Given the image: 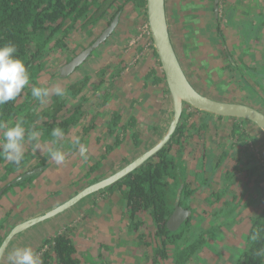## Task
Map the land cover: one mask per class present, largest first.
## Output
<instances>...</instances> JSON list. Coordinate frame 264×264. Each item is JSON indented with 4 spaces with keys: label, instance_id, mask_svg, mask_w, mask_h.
Returning <instances> with one entry per match:
<instances>
[{
    "label": "crops",
    "instance_id": "0c3cea01",
    "mask_svg": "<svg viewBox=\"0 0 264 264\" xmlns=\"http://www.w3.org/2000/svg\"><path fill=\"white\" fill-rule=\"evenodd\" d=\"M230 1H235L238 4V11L233 22L230 21L231 26H226L222 23L219 24L216 18L215 0H164L169 36L179 62L194 88L206 96L211 95H207L200 89L204 86V82H196L198 76L192 75L193 69L192 67L188 68V66L193 65L192 63L197 64L198 67L203 65L204 67L200 68L199 72L205 75V82L208 83L204 87L209 86L208 88L213 89L214 86H217L218 72L216 66H222L220 65L221 50H224L226 60L231 57L224 44L220 41L216 42L217 37L223 36L229 50L232 52L234 50L233 55L236 54L239 58L241 57L240 52H244L243 55L247 58L251 56L250 60L253 56L255 57L256 52L258 58H262L264 55V49L261 48V42L258 41L257 37L248 41L244 37L241 39L245 28L244 20L251 12L250 7L261 8L260 5L264 6V2L261 0ZM252 1L257 3L252 6ZM118 6H121V10L114 16H117V22L113 28L116 29L118 36L116 35V39L105 44L104 51L106 50L108 53V58L98 63L104 69L102 82L98 83V79H93L81 93L83 99L85 98L82 100L83 102H80V97L70 100L59 113L61 116L68 115L79 104L83 112L78 123L70 128L68 134L62 138L63 140L59 141L60 143L63 141L60 149L65 153V163L56 165L47 155V149L53 146L52 141L43 142L39 135L41 148L35 149L33 143L27 142L26 139L24 154L26 159L22 162V166L14 172L34 168L43 158L46 159V166L33 182L26 184L23 188L15 187L13 189L17 199H14L12 194L10 196L7 194L9 199L2 196L0 219L7 220V214L24 203L21 190L30 193L26 201H40V205L34 210L37 214L42 213L57 206L56 204L62 203L63 196L67 194L64 192L61 195L57 192L51 200H48L50 198L47 197V190L55 192L59 189L49 188V179L59 180V183H72V186L79 187V183H84L83 181L91 182L102 174L106 175L131 162L151 148L167 131L173 117L172 100L156 52L154 53V48H151L150 38L144 35L140 28L146 22L144 8L134 6L132 0H117L109 12L103 16V19H100L92 28L87 26L76 28L77 31H75L78 32L79 39L75 40L74 35H71L66 49L54 50L49 54L48 61L40 72L36 85L38 87H52L58 83L63 85L65 83L63 81H51L52 73L68 58L70 59L96 40L98 35L109 26L112 20H110L111 15L114 14ZM262 31L264 33V29ZM259 33L260 31L257 30L256 36ZM143 37H147V40ZM186 38H190L192 45H194L193 48H189L188 42L185 41ZM214 44L217 48L213 47ZM240 44L243 46L241 47ZM248 44L249 50L245 46ZM186 47H188L187 51ZM181 49H184L183 58L179 53ZM138 54L140 55L138 56ZM93 68L94 70L98 69L96 66ZM249 68L252 71L254 68H259L262 75L255 76V80L258 77V84L264 86V61L249 65ZM96 87L98 90L95 89ZM211 97L218 98L215 95ZM185 109L184 107L183 110ZM189 111H191V116L187 126L192 121L203 124L204 121L213 123L222 120L228 121L233 127L234 122H236L234 118L215 116L193 108ZM113 112L119 114V125L131 121L133 124H130L131 126L125 130L124 139L119 147L107 153V146H112L115 142L114 137L107 131V125ZM195 113L204 115V118L197 120L192 118ZM243 125L247 126L248 124L243 123ZM216 127L211 125L208 131H199V134L190 127L189 130L185 131V134L189 135L185 147L179 150V147L175 146L178 148H172L171 153L179 155L186 161V178L189 182V188L193 190L189 205L193 215L195 214L197 218H200L201 215L205 217L206 224H202L203 227L212 223L215 218L213 216L218 211L229 210L230 208L234 209L232 214L245 221L242 229H248L246 216L258 214L263 209V205L257 202L260 189L256 186L254 178L248 177L246 173L250 167L258 165L259 162H250L249 165H246V160L251 157V153L247 150L243 152L238 147L232 150L233 142L229 144L221 141L222 137H230L232 128H230L229 133L228 131L220 132V130L215 129ZM207 128L208 124L206 123L205 129ZM38 133L40 134V132ZM76 138H79L80 142L88 148L87 159L76 154L78 152L76 146V150L72 151L74 146L72 141ZM235 142L237 141L235 140ZM28 151L30 153H27ZM205 151L207 152L206 156L203 155ZM126 158L127 161L121 164ZM191 160L194 161L192 164H190ZM82 169L85 171L83 172ZM87 170L89 173L84 175ZM14 172L5 176L6 169L0 165V188L14 177ZM229 173L232 174L230 179L227 178ZM242 174L245 175L244 180L246 181L243 182L246 186H237ZM248 179L249 181H247ZM99 193L93 194L84 202L61 212L62 214L59 216L38 223L14 236L5 250L1 264H8V253L14 247L30 246L35 250L40 242L50 235L45 231L54 229V235L56 231L57 233L62 231L63 234L70 236L77 245V257H86L90 264H124L126 257H128L126 261L130 259L136 264H154L151 246L143 242H148L150 238L146 235V239H141L139 237L140 232L132 231L127 225L129 221L128 212L125 211V200L119 189L113 187L110 190H103L101 194ZM196 200H199V204H195ZM241 200L245 201L241 204ZM247 200L253 201V207ZM104 205H106L105 212ZM246 207H251L252 210L246 212L244 211ZM17 216H22V213ZM27 216H23V218ZM200 219L202 220L203 217ZM9 220L12 219L9 218ZM145 220L151 224V228L148 232L146 231V234L154 232V226L148 215ZM196 223L193 220V224ZM221 223L219 228H222L227 222L223 219ZM237 223L240 224V221ZM66 227H72L73 230L68 232ZM119 232L121 235L124 234L125 241L122 242V245L116 243L113 246V237ZM241 235L243 236L242 233ZM218 236V238L221 237V235ZM233 238V233L229 232L228 239L231 240V244L235 243ZM243 241L241 239V243H239L241 248ZM219 244L223 246L226 243L223 244L220 239ZM114 247L119 248L115 250ZM104 248L106 249L103 251ZM112 248L116 251L115 256H113ZM135 249L143 255L144 260H141L140 263L136 262V257L133 256ZM216 254L217 260H219L220 253L216 252ZM167 263L173 264L170 260ZM167 263L164 261L161 264Z\"/></svg>",
    "mask_w": 264,
    "mask_h": 264
},
{
    "label": "trees",
    "instance_id": "16d2710c",
    "mask_svg": "<svg viewBox=\"0 0 264 264\" xmlns=\"http://www.w3.org/2000/svg\"><path fill=\"white\" fill-rule=\"evenodd\" d=\"M116 1L0 0V45L14 44L17 48L15 55L24 61L30 74L29 84L22 90V93L15 100L0 105V122L9 126L22 122L26 129V139L27 133L34 130L40 132L41 141L51 142L53 140L51 131L55 127H60L63 130V138L68 134L70 128L78 123L83 112L80 104L74 107L73 112L68 115L61 116L60 111L70 100L80 97V102H83L82 100L85 98L83 99V95H81L82 91L95 78L98 79V83H101L104 73L103 67L101 68L98 63L95 65L98 69L95 68L94 72L81 73L77 70L87 64V59L93 56L101 44L108 43L107 40L113 34L114 29L90 49L71 71L66 73L60 66L52 73V82L67 80L63 85L56 84L65 89L63 97L51 95L47 103L41 104L31 96V87L38 84L39 74L44 69L49 54L54 50L66 49L76 28L82 26L92 28L109 12ZM132 2L134 6L142 8L146 4V0H132ZM120 10L121 6H118L110 20ZM259 13L257 11V15L251 18L249 24L247 23L249 29L253 30V34L256 32L257 23H260L261 15ZM80 22L81 24H79ZM71 59L73 57L68 58L67 61ZM36 86L38 87V85ZM190 116L191 111L183 110L169 141L156 154L115 182L114 185L104 188L110 190L117 187L122 193L125 200V211L128 212L127 225L132 231L138 230L144 222L139 218L141 214L146 213L150 217L155 230L148 234L149 241L143 242L151 246L154 264H161L167 260L172 261L173 264H188L192 260L196 261L203 247H209L211 243L219 244L218 235H220L221 222L227 213H232L234 210L218 211L214 214L213 218H215L212 223L206 227H203L199 221L193 224V211L189 205L193 190L189 188L186 178V161L179 155L171 153L172 148L179 147L181 150L185 147L189 137L185 131L190 127L195 132L206 127L205 123L201 124L195 121L187 126ZM119 119V114L113 112L107 125V131L115 141L112 146H107V153L119 147L124 139L125 130L131 126L130 124H133L131 121L119 125ZM237 120L239 121L233 124L231 136L241 138L245 132L243 123H247V121ZM61 143L58 141L55 144L56 148H60ZM75 150L76 147L73 146L72 151ZM206 153L205 151L203 155L206 156ZM76 154L78 155L79 152ZM253 158L254 156L251 155L246 160V165H249ZM25 159L24 156L19 164H14L0 156V165L6 169L5 176L19 169ZM45 166L46 159L43 158L34 168L14 172V177L0 188V197L15 187L23 188L26 184L33 182ZM88 173L89 170L84 175ZM246 173L248 177L254 178L256 186L260 189L257 202L263 205V209L258 214L246 216L248 229L244 235L243 247L232 254L233 257L227 264H264V258L254 256V251L264 246V239L256 242L250 239L252 232L258 229L264 230V165L259 163L250 167ZM231 177V173L227 174V178ZM176 204L187 211V216L175 229H170L167 226V221L176 210ZM261 235L264 236V231L261 232ZM139 237L144 239L146 235L141 232ZM1 241L2 237L0 236V243ZM45 243L50 244V247L42 253L41 259L43 258L44 263L48 260V264H82L76 255L77 245L68 235L58 232L51 238H45Z\"/></svg>",
    "mask_w": 264,
    "mask_h": 264
},
{
    "label": "rangeland",
    "instance_id": "374dc122",
    "mask_svg": "<svg viewBox=\"0 0 264 264\" xmlns=\"http://www.w3.org/2000/svg\"><path fill=\"white\" fill-rule=\"evenodd\" d=\"M223 1H229V0H220V2H223ZM261 2H264V0H261ZM251 5L253 6V4H251ZM260 6L263 7V5H260ZM250 10H252L251 7H250ZM79 24H81V22ZM140 28H141V30H143V24L140 26ZM76 31L74 30L72 35H74L75 40H78L79 39V35H78V32H76ZM116 35L118 36V33H117L116 29H114L113 34L110 36V38L107 40V42H110V41L116 39ZM146 36H148V35H146ZM143 39L147 40V37H143ZM139 40H140V37H139ZM185 41L188 42V44L190 46L189 48H193L194 47V45H192V43H191L190 38H186ZM219 41L224 44L225 49L230 52L231 57H228V59L226 60L225 52H224L223 49L221 50V62H220V65H222V66H219V67L216 66L217 67V72H218L217 73L218 79L216 80L217 81V86H214L213 89L211 87L208 88L209 86H206L207 88L204 87L208 83L205 82L206 81L205 80V75L203 73L199 72L200 68L204 67L203 65H200L198 67L197 64L192 63L193 65L188 66V68L192 67V69H193L192 75L196 74L198 76L196 78V82H198V81H199V83L201 81L204 82V86H202L201 84H198L199 86L200 85L202 86V88L200 87V89L203 92H205L207 95L218 96V98L208 96V97H211L213 99L238 101V102H244V103H248V104H251V105H254V106L261 107V105L258 102H256L253 98H251V95L254 93V94L258 95L260 98L264 99V90H263L264 86H260L258 84L259 83V80L257 79L258 77H256V80H255V76H260L262 74L260 73L259 68H254L253 71H252L249 68V65H254L258 61H260V62L264 61V55H263L262 58H258L257 57L258 53L256 52L255 53V57L253 56L252 59L250 60L251 56L249 58H247V57H245L243 55L244 52L243 53L240 52L241 53V57L239 58V56H236V54L233 55V52H235L234 50H233V52L229 50L227 42H226V40L224 39L223 36H220V37L216 38V42H219ZM261 43L263 44V42H261ZM143 44H145V43L143 42ZM245 46H246V49L249 50V44L245 45ZM213 47L217 48L216 44H214ZM104 48H105V44H101L97 48V50L93 54V56L89 57V59H87L88 60L87 64H85V66H83L82 68L77 70V72H81V73H85L87 71L94 72L93 66H95L97 63H100L101 61H103V60L108 58V53L106 52V50L104 51ZM151 48L153 49L152 45H151ZM187 49H188V47H186V51H187ZM179 53H180L181 57L183 58L184 49L179 50ZM246 53L248 54L249 52H246ZM139 55L140 54H138V56ZM228 60H229V62H228ZM233 62H234V64L232 65ZM52 66H53V64H52ZM260 68H261V65H260ZM193 78H195V77L193 76ZM66 81H64V82H66ZM261 108L264 110L263 106ZM197 113H199V112H197ZM197 113H195L196 116L194 115V116H192V118L194 117V119H196V120L204 118V115L197 114ZM235 121H239V120L236 119ZM204 122H205V125H206V123L208 124V128L207 129L204 128L201 131H203V130L208 131L210 129L211 125H214V127H216V125H217V127L215 129L220 130V132L228 131L230 133V128H232L231 123H229L228 121H222L221 120L219 122H217V121L215 122L214 121L213 123H211L209 121H204ZM247 124H248L247 126L243 125L245 132L242 134L241 138L240 137L239 138L232 137L231 134H230V137H226V136H225V138L222 137L221 141L228 142L229 144L233 142L234 146L231 148L232 150H234V148H237V147L243 152H245V150H247L249 153H251V155L254 156L252 162H259V163H261L263 165L264 164V134L258 128H256L252 123L247 122ZM199 133L200 132L198 131V134ZM204 134L207 137L206 133H204ZM208 135H209V132H208ZM196 138H199V137H196ZM235 140L237 142H235ZM224 144L227 145L226 143H224ZM239 146H242V147H239ZM241 148H243V149H241ZM248 148H250V149H248ZM27 153H30V151H28ZM125 161H127V158H126V160H123V162L121 164H124ZM193 162L194 161L191 160L190 164H192ZM117 170L118 169H115V170H113V172H115ZM82 171L84 172L85 169H82ZM113 172H110L108 174H111ZM108 174H106V175L102 174L99 177V179L107 176ZM244 178H245V175L242 174V176L239 177L237 186H246V184L243 182V181H246V180H244ZM58 181L59 180H51V179H49V183H48L49 184V188H51V189L59 188V189L55 190V192L47 190V197L50 198L48 200H51L55 196V193H57V192H59V194H61V195H63L64 192H67V194H65L63 196L64 197L63 201H65V200L69 199L71 196H73L82 187H85L87 185V182L83 181V180L82 181L84 183H79L80 184L79 187H76L75 185L72 186L71 185L72 183L71 184L70 183L65 184V183H59ZM247 181H249V179ZM190 182H193V181L190 180ZM190 186H191V184H190ZM13 192H14L13 190H9L6 194H4L2 196H3V198L4 197L8 198V195L10 196L12 194V197H14V199H17V195H15ZM101 192H103V190ZM101 192L99 194H101ZM20 193L23 196L22 199L24 200V203L21 204L19 207H16L12 212H9L7 214V216H8L7 220L0 219V230H1L0 231V236L2 237V239L5 236V234L14 225H16L17 223H19V222H21V221H23L25 219L37 216L39 214H43L44 212L52 209V208H49V209L43 211L42 213H38L37 214L34 209L37 208L40 205L39 204L40 201H38V202H32V201L28 202L26 200L29 198L30 193H28L25 190H21ZM91 195H93V193L85 196L80 201H78L76 204L78 205V204L84 202L86 199L90 198ZM2 196L0 197V200H1ZM235 197H236V195H235ZM241 201L240 202L242 204L243 201H245V200H241ZM249 201L247 200V202H249ZM59 204H61V203H58L56 205H59ZM195 204H199V200H196ZM249 204H251V206L253 207V201L249 202ZM103 207H105L104 208V212H105L106 211V205H104ZM251 210H252L251 207H246L244 211L250 212ZM19 213H22V216H17ZM60 214H62V213H59L56 216H59ZM225 214H226V212H225ZM27 215H29V216H27ZM23 216H27V217L23 218ZM56 216H54V217H56ZM54 217H52V218H54ZM145 217H147L146 213H143V214L140 215L139 218H141L144 222L139 227V229L135 230V231L136 232H140V233L141 232H143V233L145 232V235L148 236V234H146V231L148 232V230L151 228V226H150L151 224H150L149 221L147 222L145 220ZM201 217H203L202 220L200 218H197L196 215L194 214L193 215V220L195 222L199 221L201 225L202 224H206L205 217L203 215H201ZM9 218H11L13 221L9 220ZM21 218H23V219H21ZM234 218H235V222L233 221ZM51 219L49 218V219H47L45 221H48V220H51ZM224 220L227 223L222 228H220L219 231L221 233L220 234L221 235L220 239L222 240V243L223 244L226 243V244L221 246L220 244L217 245L216 243L209 242V243H211L210 245H212V246L209 245V247H203V249L199 253V258L196 259V261L192 260L188 264H227L229 262V260H231V258L233 257L232 254L234 252H237L238 250H240L241 246L239 245V243H241V239L244 240V234H245V232L247 230V228L242 229V227L244 226L245 221L241 220V217H240V219H238V217H236L232 213L231 214H226V217L224 218ZM45 221H43V222H45ZM239 221H240V224L237 223ZM246 223H248V221H246ZM5 225H6V228H5ZM72 227H66L65 229H66V231L71 232L73 230V229H71ZM54 230H50L48 232L45 231V233L50 234L46 238H51L54 235V233H53ZM121 232H119L118 234L115 235V237H113V246H115L116 243L117 244L119 243V244L122 245V242L125 241L124 234L121 235L120 234ZM229 232L233 233V237H234L233 241L235 242L234 244H231V240L228 239V233ZM56 233H57V231H56ZM60 233H62V231ZM241 233L243 234V236L241 235ZM149 234H150V232H149ZM144 239H146V238H144ZM35 240L37 241V239H35ZM43 245H44V240L42 242H40V244L34 250L40 256V258L42 256V253L45 250H48L46 248L42 253H40L41 252V247ZM45 245H46V243H45ZM45 245L43 246V248H45ZM47 246H48V244H47ZM118 248L119 247L115 248V250H118ZM105 249L106 248H104L103 251ZM115 250L113 249V256H115V253H116ZM138 252L139 251L137 249H135V252L133 253V256L136 257V259H135V260H137L136 262L140 263L141 260H144V258L142 257L143 255L139 254ZM216 252L220 253V256H219L220 259L219 260H217ZM126 258H128V257H126ZM126 258H125L124 264H136V263H134V261H131L130 259H127V261H126ZM79 259L81 260L82 264H90V263H88V259L86 257L81 256V258L79 257ZM41 260H42V264H48V260H47L46 263L43 262V258ZM167 262H168V260L166 261V263ZM163 263H164V261H163ZM117 264H119V263H117Z\"/></svg>",
    "mask_w": 264,
    "mask_h": 264
},
{
    "label": "water",
    "instance_id": "95a60500",
    "mask_svg": "<svg viewBox=\"0 0 264 264\" xmlns=\"http://www.w3.org/2000/svg\"><path fill=\"white\" fill-rule=\"evenodd\" d=\"M216 1L217 0L214 2L215 11L217 8ZM145 10L153 48L159 60L163 77L172 100L173 117L167 131L151 148L128 164L124 165L119 170L87 185L69 199L63 201L61 204L53 207L43 214L25 219L14 225L6 233L0 243V264L7 246L14 236L38 223L68 210L85 196L96 193L101 189L113 185L115 182L122 179L126 174L141 166L146 160L156 154V152L169 141L179 122L184 106H189L195 110L203 111L215 116L246 120L247 122L252 123L264 134V110L261 108L262 106L264 107V99L254 93L251 95V98L261 105V107H258L244 102L213 99L200 93L194 88L188 76L184 72L170 40L164 0H146ZM116 22L117 16L114 17L109 26L92 45L88 46L85 50L78 53L73 59L65 63L62 66V70L66 73L71 71L90 51V49L96 46L98 42H100L108 33L112 31ZM186 216L187 211L180 208L176 204V210L169 217L167 226L170 229H175Z\"/></svg>",
    "mask_w": 264,
    "mask_h": 264
},
{
    "label": "clouds",
    "instance_id": "9594fccd",
    "mask_svg": "<svg viewBox=\"0 0 264 264\" xmlns=\"http://www.w3.org/2000/svg\"><path fill=\"white\" fill-rule=\"evenodd\" d=\"M16 53L17 48L14 44L0 45V105L15 100L29 84V71L24 61L15 55ZM51 95L63 97L65 89L59 85L50 88L31 87V96L41 104L47 103ZM39 135L34 130L27 133V142L33 143L35 149L41 148ZM51 136L53 146L47 149V155L56 165H63L66 160L65 153L54 145L63 138L64 132L60 127H55L51 131ZM25 142L26 129L22 122H17L14 126L0 122V156L11 163L19 164L25 154ZM72 143L77 147L80 156L87 159L88 148L80 142V139L76 138ZM262 231L264 230L258 229L252 232L250 239L253 242L264 239L261 235ZM254 256L264 258V246L256 249ZM7 260L8 264H42L40 256L30 246L14 247L8 253Z\"/></svg>",
    "mask_w": 264,
    "mask_h": 264
},
{
    "label": "flooded vegetation",
    "instance_id": "af4514ba",
    "mask_svg": "<svg viewBox=\"0 0 264 264\" xmlns=\"http://www.w3.org/2000/svg\"><path fill=\"white\" fill-rule=\"evenodd\" d=\"M254 3H257L256 1H252V3L251 4H254ZM216 5H217V8H216V18H217V20L219 21V24H224V25H226V26H231V23H230V21L231 22H233V20L235 19V15H236V13H237V11H238V4L234 1V2H232V1H223V2H220V0H217L216 1ZM117 8V7H116ZM144 11H145V16H146V10H145V7H144ZM257 11L258 12H260L259 13V15H261V18H260V23L258 24L257 23V27H256V32H257V30L258 31H260V33H259V35L258 36H256V32L253 34V30L251 29H249V27L247 26V23L249 24L250 23V20H251V18H254L256 15H257ZM101 19H103V17L101 18ZM113 20V19H112ZM112 20H111V22H112ZM100 21V20H99ZM254 21H255V19H254ZM110 22V23H111ZM109 23V24H110ZM244 25H245V28H244V31L242 32V36H241V39L244 37V39L245 40H251L252 38H254V37H257L258 38V41H260V42H263V44L262 43H260V45H261V48L262 49H264V33H263V29H264V6L262 7L261 6V8L259 7H257V8H252V10H251V12H250V15L244 20ZM104 31V30H103ZM102 31V32H103ZM143 33H144V35H148V37L150 38V41H151V44H152V40H151V36H150V33H149V27H148V23H147V16H146V22L144 23V25H143V30H141ZM222 35H223V33H222ZM99 36V35H98ZM241 45V44H240ZM152 46H153V44H152ZM243 45H241V47H242ZM84 50V49H83ZM82 50V51H83ZM81 52V51H80ZM79 52V53H80ZM78 54V53H77ZM77 54H75L74 56H72L73 58L77 55ZM71 57V58H72ZM70 61V60H69ZM68 62V61H67ZM67 62H64L63 64H61L60 66L62 67L65 63H67ZM234 63V62H233ZM59 66V67H60ZM263 90H264V88H263ZM186 107V106H185ZM184 109V108H183ZM190 109H192L191 107H189V106H187L186 107V111L187 110H190ZM184 110V111H185ZM183 111V110H182ZM147 161V160H146ZM98 178V179H97ZM94 181H91V182H88L87 183V185H89V184H91V183H93V182H95L96 180H99V177H97ZM86 185V186H87ZM114 185V184H113ZM85 186V187H86ZM84 187H82L81 189H83ZM80 189V190H81ZM80 190H78L77 192H79ZM76 192V193H77ZM75 193V194H76ZM74 194V195H75ZM93 194H95V193H93ZM72 197V196H71ZM49 249V248H48Z\"/></svg>",
    "mask_w": 264,
    "mask_h": 264
},
{
    "label": "built area",
    "instance_id": "2783aa9c",
    "mask_svg": "<svg viewBox=\"0 0 264 264\" xmlns=\"http://www.w3.org/2000/svg\"><path fill=\"white\" fill-rule=\"evenodd\" d=\"M44 245H45V244H44ZM44 245H43V246H44ZM49 245H50V244H49ZM49 245L47 246V244H46V245H45V248H43V246H42V247H41V252H40V253H42L46 248L48 249V247H50Z\"/></svg>",
    "mask_w": 264,
    "mask_h": 264
}]
</instances>
